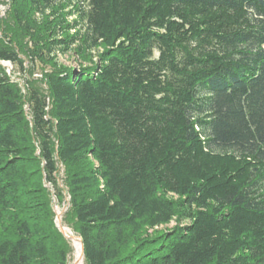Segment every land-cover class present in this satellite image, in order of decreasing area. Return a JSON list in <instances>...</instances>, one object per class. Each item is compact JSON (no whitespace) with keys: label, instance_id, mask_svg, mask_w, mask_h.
Returning a JSON list of instances; mask_svg holds the SVG:
<instances>
[{"label":"trees","instance_id":"obj_1","mask_svg":"<svg viewBox=\"0 0 264 264\" xmlns=\"http://www.w3.org/2000/svg\"><path fill=\"white\" fill-rule=\"evenodd\" d=\"M59 164L86 264H264V0H11L0 264H69Z\"/></svg>","mask_w":264,"mask_h":264},{"label":"rangeland","instance_id":"obj_2","mask_svg":"<svg viewBox=\"0 0 264 264\" xmlns=\"http://www.w3.org/2000/svg\"><path fill=\"white\" fill-rule=\"evenodd\" d=\"M10 7H11V0H1V2H0V20H5V19L9 18ZM74 60H75L74 58H65L62 61L66 64L77 65ZM28 63L29 62L26 61L27 65H29ZM2 64L8 69L9 73H11V72L15 73L14 74V76H15L14 80L16 82L20 83L22 91L24 92V94H26V88L24 85V81L19 78L20 74L18 72L14 71L15 67L12 66L8 62H3ZM40 72H41V66H38L37 72L34 75L35 78H39V79L42 78V75L40 74ZM59 168H60L59 186L64 190L63 200L61 202H59L57 200V198L54 195L53 188L50 185L45 184V187L47 188L48 192L50 193L53 211L56 215V225H57L58 229L63 233V235L65 236V238L67 239V241L69 242V245H70L71 251L69 254V264H86L85 258L83 259L84 262H81V260L77 256L76 240L80 239V236L75 231V221H74V219L71 215V211H70V196L68 194V190H67V186H66V182H65V180H66L65 168L62 164H59ZM174 225H175V223L164 225V226L157 228V230L163 231V230L171 229ZM65 229H71L73 232V235L72 236L68 235L65 232ZM149 233L152 234V233H154V231L149 230Z\"/></svg>","mask_w":264,"mask_h":264},{"label":"bare ground","instance_id":"obj_3","mask_svg":"<svg viewBox=\"0 0 264 264\" xmlns=\"http://www.w3.org/2000/svg\"><path fill=\"white\" fill-rule=\"evenodd\" d=\"M65 232L72 236L73 235V232L71 229H65ZM75 234V233H74ZM76 250H77V256L78 258L81 260V262H84L83 259H84V256H83V249H82V243H81V239H77L76 240Z\"/></svg>","mask_w":264,"mask_h":264},{"label":"water","instance_id":"obj_4","mask_svg":"<svg viewBox=\"0 0 264 264\" xmlns=\"http://www.w3.org/2000/svg\"><path fill=\"white\" fill-rule=\"evenodd\" d=\"M81 239V238H80ZM81 243H82V249H83V242H82V240H81ZM83 256H84V252H83Z\"/></svg>","mask_w":264,"mask_h":264}]
</instances>
